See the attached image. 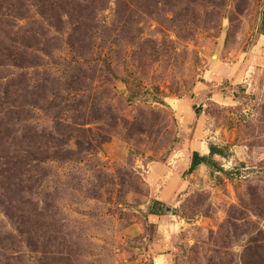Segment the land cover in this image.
<instances>
[{"label": "rangeland", "instance_id": "obj_1", "mask_svg": "<svg viewBox=\"0 0 264 264\" xmlns=\"http://www.w3.org/2000/svg\"><path fill=\"white\" fill-rule=\"evenodd\" d=\"M0 264H264V0H0Z\"/></svg>", "mask_w": 264, "mask_h": 264}, {"label": "trees", "instance_id": "obj_2", "mask_svg": "<svg viewBox=\"0 0 264 264\" xmlns=\"http://www.w3.org/2000/svg\"><path fill=\"white\" fill-rule=\"evenodd\" d=\"M214 148H211V153H213ZM201 163H208L207 155H200L199 152L194 151L191 156V165L189 172H193Z\"/></svg>", "mask_w": 264, "mask_h": 264}, {"label": "crops", "instance_id": "obj_3", "mask_svg": "<svg viewBox=\"0 0 264 264\" xmlns=\"http://www.w3.org/2000/svg\"><path fill=\"white\" fill-rule=\"evenodd\" d=\"M200 148H201V146H200ZM207 149H208V147H206ZM203 149V148H202ZM195 151H197V152H199L200 153V155H207V154H204V153H206L205 151H204V149H203V151H201V149H199V150H195ZM194 152V151H193Z\"/></svg>", "mask_w": 264, "mask_h": 264}]
</instances>
